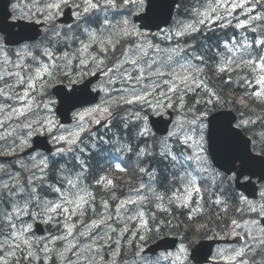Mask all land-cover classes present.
<instances>
[{
  "label": "rangeland",
  "instance_id": "rangeland-1",
  "mask_svg": "<svg viewBox=\"0 0 264 264\" xmlns=\"http://www.w3.org/2000/svg\"><path fill=\"white\" fill-rule=\"evenodd\" d=\"M41 2L44 3V5L41 4ZM51 2L52 0H22L21 2L17 3L15 6L18 9V15L21 19L26 21L32 20L37 22L46 21L47 23H49L53 21L52 20L48 21L46 19V14H47L46 5ZM116 2L118 5L116 8L101 7L86 15L91 17V18L88 17L90 21L91 19L92 20L95 19L94 17L96 15L100 17V19H98L99 20L97 24L98 26L96 27L94 25L89 27L91 30L96 31L97 33L102 32L105 27V17H107L108 21H110L112 24L122 23L123 21L127 20L128 21L127 27L129 28V30L133 31V36L130 39L125 38L124 40H122L121 43L117 45L116 52H121L123 47H124V51H128L133 47H139V44L143 43L145 40L149 41L153 45H156V40H158L163 42V45L161 46L156 45L160 49H162V47H174V48H163V50L169 51L175 49L178 55L176 53H173L174 61L179 60L180 63H187L188 61H191L190 59L189 60L183 59L181 56L182 55L181 49L176 48V47H187L185 43L189 42L190 35L192 34L191 32L198 30L202 24L209 25L216 21L226 20L230 24V26L238 33V28L243 22L242 21L243 16L250 13L248 9L246 10L248 5L247 3H252L249 0H200L197 2V6L193 9L190 19L179 20L178 24L176 25V28H173L171 30L167 28L159 33L152 34V33L140 31L137 28V26L133 24L130 18L131 11L135 10L139 13L143 10L145 0H143L142 4L139 2V0H135L134 3L128 4L130 5V8H125L124 6L125 4L122 2V0H116ZM82 3L83 0H69V3L67 5L75 6L77 4H82ZM99 3L100 5H103L104 0H99ZM233 4H239L242 5V7L233 8L232 7ZM61 9L53 10V11L60 12ZM77 9L79 10V12L82 11V9L80 8ZM200 21H203V23H200ZM189 25H191L192 27H188ZM78 31H84V29L82 28L79 29ZM75 33H71L70 35H74ZM182 38L184 39L183 41L181 40ZM71 40L72 39H67L66 41L70 42ZM221 40H222L221 46H223L224 43L226 42V38L222 39L219 37L218 41ZM123 41H127L125 42L126 44H122ZM48 43L49 42L47 40L44 47H48L50 50H52L53 54L56 55L57 57H63L65 55L71 57L70 61L67 63L66 68L62 66L60 70L57 72L60 74L61 77L72 79L75 76H81L82 72L84 73L85 71L93 69L95 67L94 65L91 64V60L89 59L88 68L82 69L79 60L76 59L77 50L82 49L84 45L89 43V38L87 34H86L85 42L83 43L81 42L78 46H76L77 48L75 50L74 47H68L70 51L63 49L61 46L65 45L66 43L65 41L61 42L60 44H56L54 48L52 47V45L51 47L47 46ZM215 45L216 44H214L213 46ZM236 46H237L236 49L242 50L244 52V48L242 49L239 44ZM91 47L92 49H90L89 52L93 53L94 54L93 56H98L99 58H103L104 55H106V53L108 52V51L106 53L100 52L99 47L95 43H93ZM189 47H196V46L191 44V46ZM256 48L257 49L261 48L260 51L264 50V46L256 47ZM202 50L203 47L200 51L202 52ZM145 51L148 53V56L145 57V59H149V60L153 57L159 58V56H162L164 54L162 52L158 55L156 52H154L152 54L153 56L151 57V54L149 53L150 50L146 48ZM116 52L113 51L110 52L113 53L114 59L117 57ZM252 53L254 55L256 53L259 54L258 50H254ZM79 55L83 57L85 55H88V52L81 51ZM107 56L109 57L110 60H113V57L109 56L108 54ZM239 56L243 57V54L240 53ZM260 56H262V54ZM46 60L51 61L48 59L47 56L40 57V62L46 63ZM37 62H39L38 59ZM22 63H24V59H20L16 63V65ZM58 63H61V65H63V61H58ZM191 63L193 62L191 61ZM212 64L213 62L211 61L210 65ZM141 65H143V61H141ZM195 65L198 64L195 62ZM199 66L201 67V64H199ZM125 67L131 70V67H129L127 64L125 65ZM15 68L20 69L16 66ZM65 71H67L68 73L67 76H65L64 74ZM34 72H35L34 70L28 71V73L31 74H34ZM0 75L4 77V79H0V81L3 82L7 80L8 84L10 83V81H12V85L16 86L15 90L17 92H20L22 94L26 89V85L17 83L16 75L9 74L4 69H0ZM21 75H24L25 79H27L26 74H21ZM202 77L203 76L199 75V79L197 82L204 81ZM107 80L108 77L105 76V82H107ZM118 82L119 81L116 82L117 84L107 83L106 89L103 92L104 96L102 101V109L108 107L109 108L108 113H101L95 116L90 115L88 113H81V115L84 116L83 121L80 120V116H81L80 115L78 117L77 123L71 129L63 128L59 132H56V130L58 129V121L54 118L52 105H51L50 113L42 112V117H35L36 111L42 110L43 105L51 101V99H49L48 97L49 84L44 93L40 95L33 93L35 100L39 101V109L33 106L32 112L28 113L27 115L29 117V123L31 125H36L35 119H39V118H44L46 123L48 120L54 121L50 130L47 128H41L38 131H34L32 129H28L27 131H24L23 129L24 127H19V128L6 127L8 126L7 120L10 117L9 114L12 112V108L19 109L21 105L18 101L12 102V100H6L2 96L3 100H1L0 106L2 105L3 108L5 109H4V113L2 114L0 113L1 115L0 157L10 158V159L12 158V159L10 161H3V162L0 161V264H3L4 261H7V264H12V262L13 264H40L41 260L46 261L43 264H79L78 262H80L81 264H90L91 257H95V264H188L187 250L185 252H181L180 249L176 253L163 254L157 258L146 257L143 256V254H141L142 250L145 248V247L141 248V246H143L144 243L147 242L149 239V238L146 239V234L148 233V231H145L144 228L141 226L143 222L147 223L148 220L146 208L149 204H152L156 208L165 209L166 200L168 198V196L163 194L164 199L158 200L156 196L157 194L158 195L160 194L156 192L153 186L148 185L149 182H152L154 184L156 177L149 178L147 182L144 183V186L140 190L130 194L125 199L116 202L114 207V213L109 203L100 202V205L106 208L103 218L95 219L93 216H91L89 220L96 221L95 224L101 223V225H103V231L99 236L96 237V239H91L92 237H94L92 233L95 234L97 227L92 226L90 228V226L86 227L85 224H80V225L78 224L77 226L79 231L78 230L76 231L77 227L74 224L75 215H84L86 217L85 209L88 207V203H90L91 200L93 199L92 192L90 191L89 188H87V184L83 178L84 174L79 173V175H76L77 178L81 177L82 182L85 184V185L82 184L81 186L77 179H75L76 182L74 181L70 173L71 169L69 167L63 169L61 175L58 176L56 174V168L60 164L59 159L51 160L49 156H45V155L42 156L41 154H38L36 156L34 155L33 157H29V158H21L17 155L19 149H21L25 145L30 144V140H31L30 136L38 132L40 135L46 134L47 132L52 136L54 135L53 140L55 139V143L58 145V147L62 146L66 142L62 140H57L56 138L59 136H64L66 139H71V137H69L70 132H79V137L76 141V143H78V146L80 145V143L83 141L84 138L100 141L102 139V136L105 135V133H107L106 132L107 129L105 130L101 129L97 131H87V130L89 129L92 130L93 125L99 122L97 120L98 118H102V120H104L109 118L110 114L113 115L112 118L114 117L115 114H119V118L125 117L128 113L127 107L132 106L133 104H138L135 108H132V110H136L137 112L140 111L137 117L135 118V122L138 124L140 131L142 133V127H144L145 124L148 127L147 125L148 116H149L148 112L150 111V107L147 106L148 104L145 103H133L129 105L123 103V101H121L119 104L114 103L113 101L120 96V92L115 93L116 91L115 86H118ZM224 82L226 84L232 83L230 81H224ZM50 84L54 86L55 80H52ZM207 85L214 87V91L216 93H219L216 90L215 86L210 81L207 82ZM252 87L253 88L256 87L255 83L253 84ZM1 88H3L8 95H12V92L9 91L6 85L2 86ZM239 91L243 92V89L240 86H239ZM125 94L127 95V93ZM181 94L184 95L183 107H181L180 104L176 102L173 103L172 107L166 109L165 108L157 109L155 105V100H156L155 94L152 97H150L151 100L153 101L152 103L153 109L157 111L154 115L158 116L166 112L174 113L175 120L172 130L170 132V138L163 139L164 142L154 139L153 146L156 145L157 147L162 148L165 154L168 151H171L172 155H175L177 158L175 161H173L170 158L169 164L167 166V170L169 171V173L173 174L174 172H177L179 175L178 182L179 184L181 183V189L180 190L178 189L177 192H175V194L176 193L177 194L169 198V201L171 200L172 202L175 203L176 206L178 205L179 207H181L182 205H188V203H192L193 197L195 196V192H194L195 190H193L194 188L188 184V180L194 178L195 185L197 186L198 177L199 176L207 177L208 176L207 174L211 172L205 155L206 153L205 131H206V117L208 116V113L216 108H222V107L225 108L234 107L238 110V112H240L242 106V104L238 100H236V102L238 103L236 102L234 103V100H232L231 97H228L227 100L226 98H224L225 101L219 98L220 103H215V104L211 103L202 106L201 103H204L206 100L199 92H197V89L189 91L186 94L183 93ZM192 98L195 103L194 105L189 103L192 100ZM201 98H203L204 101H201ZM252 100L254 101L255 97H253ZM196 101H200V103H196ZM199 113H204V114L202 115ZM92 116H94L92 118L93 125H91L90 123V118ZM33 117H35V119ZM193 117H198V119L193 121ZM18 119H20L21 121V116H18ZM245 119L248 121V125H250L251 120L248 117H245ZM78 124H83L84 127L83 131H80ZM177 125H182V128L177 127ZM116 132L112 134L114 138L116 136H117L116 138L119 137L118 136L119 133ZM108 133L110 134L111 131H109ZM172 133H175V135H172ZM22 135L26 136V139ZM187 136H191L192 139L188 140L185 143L184 141ZM53 140H49L50 143H52ZM66 144L72 145L69 143ZM184 144L187 145L186 148L189 150L184 149ZM197 144L202 145V147L197 148L196 147ZM63 150L64 151L55 152L54 157L60 158L59 157L60 153H64L66 157H68L69 150H65V149ZM146 153L147 151L145 149H142L140 155L143 156ZM195 153H199V158L203 162L204 167H206L207 169L206 171L203 170V168L199 166L195 162V160L190 159V157H192ZM78 158H80V156H78ZM188 160H190L193 163L192 169H188L185 166L187 165ZM136 161L138 162V160ZM14 164L15 166L17 165V169H21L22 171L19 170L18 172L15 173L13 167ZM32 171L35 174L31 176L30 173ZM46 171H47V176L50 177L49 180L55 181L57 185L56 186L49 185L47 189H44V191L48 194H52V193L54 194L56 189H60L59 192L56 191L60 195L55 201H52L54 196L49 197L45 194H41L39 190L41 187L47 186V184L46 185L38 184V181L42 180L40 179L42 173L45 174ZM38 172H40L39 175ZM52 175L56 176V179L53 178ZM60 177L61 178L63 177L62 179L66 180V185L58 184V179ZM181 177H184V179L182 180ZM25 181H27V183L30 186L28 187L23 186ZM32 182H34L33 185H31ZM73 184L75 185L74 188L72 187ZM4 185H8V188H4L3 187ZM190 187H192V190ZM186 188L188 189L189 192L192 193L190 197L187 195V192L185 191ZM69 190H71L72 192L71 194H74L75 197L73 195L67 196L65 194V192ZM181 190L183 192L179 193ZM83 192H86L87 194H83ZM81 196L85 198L84 202H81L80 199L77 198ZM144 197H147V199H144ZM64 198H66L68 201H74V203H67ZM110 199L112 200L113 198L111 197ZM107 201H109L108 198ZM128 201H134L135 203H128ZM148 201H151V203L146 205ZM228 203L229 201H227L225 204ZM57 204L61 205V208L57 209L56 211H52V209ZM77 205H79L78 208ZM241 205L242 206L245 205L244 202H241ZM247 207L249 209L250 215H252L253 212H256V215L258 216L261 214V210L259 209L260 208L259 204L247 203ZM253 207L255 208V211L252 210ZM64 208H68L70 209V211L64 212L63 211ZM94 212L95 211H92L91 214H94ZM139 213H143V221L139 219L138 216ZM36 222H40L45 226L50 225L51 233H49L48 235L46 234V236L44 237L37 236L34 233V224ZM259 225L260 224L257 223L256 221L255 223H253L252 220L251 223L246 224L244 228V233L248 234L249 232H251L252 235L257 236L258 238H264V234L260 233L259 231V229L261 228V226ZM105 226L107 227V229H105L106 228ZM69 229H71V234H70L71 236L69 235ZM113 229H115V231H113ZM81 233H83L84 235L82 236ZM91 234L92 236H90ZM108 236H110L111 239H108L107 238ZM140 236H144V239L140 240L139 238ZM64 237H67V239H64ZM81 237L83 239H81ZM79 238L82 244L78 242ZM25 241H27V243H25ZM17 244L20 245L19 248L15 247V245ZM73 245H75V247H73ZM8 246L10 247L12 246L13 251L8 252L7 249ZM55 246L60 247V249H58L57 253L54 256L53 253H55V249H54ZM184 246L186 245H183L182 247ZM58 247H56V249ZM89 247L91 248L90 252L87 251ZM261 247L264 246H257L256 243L254 247H252L251 244L247 242L242 246H227V247L219 248L215 255L214 258L215 262L213 264H243V262H246V264L257 263V262L264 264V252L261 251ZM138 248H141V250L136 257L130 259L121 258L120 254L124 250L126 255L129 254L131 255L133 252L132 249H138ZM187 248L188 247L186 246V249ZM241 249H243L245 255L242 257H235L234 250L239 251ZM74 251L78 253L77 255L78 262L67 263L65 260L66 254L68 258L72 259L74 257L73 254ZM12 253H14V255H12ZM29 253H31V256L29 255ZM254 254L256 256H254ZM52 258H54V262Z\"/></svg>",
  "mask_w": 264,
  "mask_h": 264
},
{
  "label": "snow or ice",
  "instance_id": "snow-or-ice-1",
  "mask_svg": "<svg viewBox=\"0 0 264 264\" xmlns=\"http://www.w3.org/2000/svg\"><path fill=\"white\" fill-rule=\"evenodd\" d=\"M122 2L124 4H132L135 2V0H122ZM139 2L142 4L143 0H139ZM68 3L69 0H52L51 3H48L46 5V19L48 21L53 20L55 16L59 14L58 11L53 10H59L63 6H66ZM117 6L118 5L116 0H104L103 5H100L99 0H83L82 4L75 5V7L82 9L81 12L77 13V19L79 20L85 17L90 12L101 7L116 8ZM232 7H242V5L233 4ZM256 19H264V17L258 16L256 17ZM89 23H91V21L85 19L84 32L89 38V43L84 45L82 49L77 50L76 59L79 60L82 69L88 68L89 59L91 60V64L95 66L94 69H90L87 73L82 72V74L96 75L97 72H102L105 76L108 77V84H115L117 81H119L122 85H124V87L118 89V91L120 92V96L113 101L114 103L119 104L121 101L126 104L145 103L151 107L152 104L149 98L155 94V105L157 109H166L172 107L173 103L176 102H178L180 106L183 107L184 95H182L181 93L186 94L189 91L199 88H203L205 93L209 96V99L205 101L206 104L213 103L211 97H216L215 102L220 103L219 96L215 91L209 92L207 90V87L203 85V81L197 82L199 79V75L203 74L204 69L199 65L191 63V61H188L187 63H180L179 60L174 61L173 53H176L178 55L175 49L165 51L145 40L143 43L139 44V47H133L128 51H121L120 56L113 59L110 65L106 63V61L109 59L107 55H105L103 58H99L98 56H92L91 53H88V55L81 57L79 53L81 51L88 52V48L91 47L93 43L97 44L100 52L106 53L109 49L115 52L117 45H119L122 40H124L125 38L130 39L133 36V31L129 30V28L127 27V20L123 21L122 23L112 24L110 21H108L107 17H105V27L104 30L100 33H97L96 31H93L89 27H87ZM200 23H203V21H200ZM188 27L192 26L189 25ZM67 39H69V37L61 36L59 31L53 30V35L49 38V43L54 48L56 44H60ZM260 46H264V40H261L258 43L257 47ZM146 48L155 49V52L158 55L162 52L164 54L162 56H159V58L153 57L150 60L145 59V57L148 56V53L145 51ZM17 55L19 56L21 55V53H18ZM22 55L26 59L30 58L32 64L35 66L34 74L26 73L27 79H25V76L21 75V73L19 72L15 74L17 83L26 85V89L21 94L20 92H17L15 90V85L6 84V87L10 92H12V95H8L3 88H0V96H3L6 100L18 101L20 103L21 107L19 109L12 108V112L19 116H24L32 112L34 104L39 109V103L35 100L33 93H36L37 95L44 93L48 84L55 79V73L58 72L62 66L66 68L67 63L71 59V57L67 55L63 57H56L53 54V51L48 47H45L40 55L47 56L48 59L52 61L51 64L43 62L37 64V56L32 54L30 48L22 50ZM196 59L203 60V58L199 56L196 57ZM58 61H63V65H61V63H58ZM141 61H143V65H141ZM245 63L252 65V71L259 73V75L255 79L256 87L254 88L252 95L261 103H264V55L258 56L256 60L249 59ZM126 64L131 66V70L125 67ZM15 66L20 68L22 71L26 68V65L23 64H17ZM219 71L225 72L227 71V69L221 67ZM64 74L65 76H67V71H65ZM0 79H4V77L0 75ZM70 83L74 84L75 81L70 80ZM125 93H127V95ZM76 94L77 90L73 88L71 94L65 93V97L71 103ZM53 103V101L45 103L42 110L36 111L35 117H42V112L50 113L51 105ZM196 103H200V101H196ZM241 103H243V100H241ZM91 111H102L104 113H108L109 108L105 107L103 109H92ZM35 117L33 118L35 119ZM83 119L84 116L81 115L80 120L83 121ZM196 119H198V117H193V121H195ZM53 123L54 121L51 120H48L46 123L44 118L35 119L36 128H34L33 130L38 131L41 128H47L50 130ZM28 127H32V125L29 124ZM78 127L80 131L84 130L83 124H78ZM177 127L182 128V125H177ZM172 135H175V133H172ZM69 137H71V139H66L64 136H59L56 139L65 141L69 144H73L76 143L79 137V132H70ZM191 139V136H187L184 142L186 143ZM196 147L201 148L202 145L197 144ZM58 151L64 150L58 149ZM166 154L170 156L173 161L177 159L175 155H172L171 151H168ZM190 159L195 160V162L199 166H201L203 170H207L206 167H204L203 162L199 158V153H195L192 157H190ZM116 167L121 172L125 171V169L119 164L116 165ZM181 179L183 180L184 177H181ZM108 183L110 184L111 181H109ZM188 184L191 185L197 193L200 192V188L195 185L194 178L189 179ZM3 187L8 188V185H4ZM72 187H75V185L73 184ZM56 191L59 192L60 189H56ZM185 191L187 192V195L189 197L192 195V193L189 192L187 188L185 189ZM261 196H264V191L261 192ZM156 198L158 200L164 199L163 196H160L158 194ZM64 199L67 203H74V201H68L66 198ZM79 199L81 202H84L85 198L81 196L79 197ZM144 199H147V197H144ZM171 202L172 201L170 200V203ZM128 203L135 202L128 201ZM216 203L220 204L222 203V201L217 200ZM78 207L79 205H77V208ZM60 208L61 205L57 204L52 209V211H56ZM261 208L262 210H264V205H262ZM164 210L167 211V209ZM252 210L255 211V208L253 207ZM63 211L69 212L70 209L64 208ZM138 216L139 219L143 221V213H139ZM253 223H255V221H253ZM232 224L235 227H239L235 220L232 221ZM141 226L145 231H148V225L146 222H143ZM93 227L98 228L100 227V225L95 224L93 225ZM200 227L204 228L206 227V225H200ZM113 231H115V229H113ZM259 231L260 233L264 234V227H261ZM70 234L71 229H69V235ZM81 235L83 236L84 234L81 233ZM247 235L250 239L257 241V246H264V238H258L257 236L252 235L251 232H249ZM107 238L111 239L110 236H108ZM139 238L143 240L144 236H140ZM64 239H67V237H64ZM25 243H27V241H25ZM15 247L19 248L20 245L17 244L15 245ZM73 247H75V245H73ZM87 251L90 252L91 248L89 247ZM185 251L186 249L182 247L181 252ZM261 251L264 252V247H261ZM12 255H14V253H12ZM29 255L31 256V253H29ZM234 255L235 257H242L245 255V252L243 251V249L239 251L234 250ZM3 264H7V261H4ZM90 264H95V257L90 258ZM243 264H246V262H243Z\"/></svg>",
  "mask_w": 264,
  "mask_h": 264
},
{
  "label": "bare ground",
  "instance_id": "bare-ground-1",
  "mask_svg": "<svg viewBox=\"0 0 264 264\" xmlns=\"http://www.w3.org/2000/svg\"><path fill=\"white\" fill-rule=\"evenodd\" d=\"M200 1V0H194L193 3H192V7L191 9H189V11L187 10V12H184L183 11V14L180 16L179 20H187V19H190L191 18V14L193 12V9L197 6V2ZM250 2H253L254 3V7L256 9H259V6L256 4V2L254 0H249ZM261 16V15H259ZM262 17V16H261ZM98 19V18H97ZM261 22L258 26V29L257 31L256 30H252L250 29L248 32H247V35L250 36V34H256L257 37H258V41L257 43H259L261 40H264V19H259ZM26 21V20H25ZM46 22V21H45ZM47 23V22H46ZM53 22H49L47 23L49 25V27L52 25ZM88 27V26H87ZM225 28V27H229V35H230V38L229 39H226V42L224 43L223 46H221L222 44V40L218 42L219 46L218 47H231L233 46L232 44V38H235L236 37V33L237 31L234 30L230 24L226 21V20H222V21H216L212 24H202L200 26V28L198 30H195L193 32H191L192 34L190 35V37L194 34H198V33H201V32H208V31H212L216 28ZM85 28V27H84ZM83 28V29H84ZM52 29V30H50ZM49 31L47 32L48 34V42H49V38L53 35V30H56V31H59L58 29H56L55 27H52L50 28ZM72 31V30H70ZM60 32V31H59ZM184 36V35H183ZM69 39H72L70 42L69 41H65V45L61 46L63 49H66L67 51H70V49L68 47H74V50L77 48L76 46H78L81 42H85V39H86V33L84 31H78L76 32L74 35H69L68 36ZM222 39H225V38H222ZM250 39V38H249ZM182 41L184 40L183 38L181 39ZM125 42L127 41H123L122 44H126ZM249 42V41H248ZM129 45V44H127ZM185 45L187 47L191 46V43L189 42H186ZM49 47H51V44L48 43ZM53 47V46H52ZM212 47H217V44L215 46H212ZM237 47V46H235ZM96 48V47H95ZM94 48V49H95ZM112 50L109 49L108 52L106 53V55L108 54L109 56L113 57L114 59V55L113 53H110ZM121 51H124V47ZM206 51H207V47H203V50H202V58L203 60L205 59L204 57H206V59L208 60V62L210 63L212 61L211 58H209L208 55H206ZM116 52V51H115ZM120 53L121 52H116V55L117 57L120 56ZM256 55V56H255ZM253 54L251 56H246V57H243L241 58L242 59V63H244V74H250L251 73V65L249 64H246L245 62L249 59H254V56H255V60L257 59V57L259 56V54ZM105 56V55H104ZM204 56V57H203ZM240 59V60H241ZM239 60V61H240ZM107 64H111L112 63V60L108 59L107 61ZM201 64V67L204 69L203 71V74H201L200 76H203L202 79H204V83L203 85L207 87V90L209 92L211 91H214V87L212 86H209L207 85V82H208V74H206V68L204 66L203 63H200ZM211 67H213V69L215 70V72H217L218 74L220 73L221 74V71H219V69L221 67L227 69L228 72H232V65L227 63V62H217V63H214L212 65H210ZM225 71V72H227ZM223 81H230L232 82V79H231V76H227L225 77V79ZM117 84V83H116ZM239 84V83H238ZM254 84V80H251V77H246L244 79V83H243V88H244V92L247 93V91H254V88L252 87ZM240 87H242L241 83L239 85ZM121 87H124V85H122L120 82H118V86H115V93H119L118 89H120ZM197 92H199L204 98L205 100L207 101L209 99V96L205 93L204 89H197ZM219 98L220 99H224V97H222V95L220 93H217ZM253 96V95H252ZM254 97V96H253ZM211 99L213 100V104H215L216 102V97H211ZM2 99V96H0V102H1ZM151 100V98H150ZM13 102V101H12ZM256 103H261L260 101H255ZM153 103V101L151 100V104ZM264 104V103H262ZM129 105V104H128ZM138 104H133L132 106H128L127 107V110H128V113L125 117L123 118H119V114H115L114 117H113V123H114V126H111L110 127V130H106L107 133H105V135L102 136V139L100 140L101 142H103V144H105V146L107 145V140H114V139H117L116 137L114 138L113 137V133H115L116 131L119 133L116 134L118 135L119 139H123L125 141V143L137 150L139 148H147V155H149V149H152V148H155L153 146V143H154V139L156 140H160L161 142H164L163 139H165V137H162L160 136L159 133H157L152 127H151V124L156 121L157 117L159 116H156L154 115L157 111H155L153 109V106H149L150 107V111L148 112V127L146 126V124L144 125V127H142V134L143 136L147 137V138H142L140 137V128L138 126V124L135 122V118L137 117L138 113L140 112H137L136 110H132V108H135ZM202 106L206 105V103H201ZM14 107V106H13ZM19 107V106H18ZM212 107V106H211ZM224 109H229L231 112L235 113V114H238L241 118H245L247 117L246 114L242 113H237L238 110L234 107H228V108H225V107H222V108H216L214 110H212L211 112L208 113V116H210L211 114H216V113H220L221 111H223ZM199 114H204V113H199ZM242 114V115H241ZM244 114V115H243ZM143 115H146V114H143ZM1 116V115H0ZM207 116V117H208ZM168 117V118H167ZM167 118L169 120V124H170V132L172 130V127L174 125V113L172 112H168L167 113ZM6 125V124H4ZM251 123L249 125V130L251 128ZM118 127V129H117ZM97 131V130H96ZM111 131V133L109 134L108 132ZM116 132V133H117ZM134 132H135V140L134 141H130L128 140V136H133L134 135ZM101 133V132H100ZM254 137V136H253ZM131 138V137H130ZM255 138V137H254ZM93 139H89V138H84L83 141L80 143V145L78 146L79 148V151L80 153H84L86 149V145L91 142ZM255 140L257 141V139L255 138ZM1 142V141H0ZM45 143V145L47 147H49L51 145L50 141L49 140H45L43 141ZM110 142V141H109ZM112 145L116 146V147H119L121 145L120 142L114 140L112 142H110ZM186 144H184V149L186 150H189L186 148ZM84 150V151H83ZM152 152V151H151ZM150 152V153H151ZM152 155V154H151ZM160 156L162 158V156L165 157L167 164H165L166 168L168 166V163H169V160H170V156L166 155L165 152L162 150V148H160ZM60 157V156H59ZM102 157H104V160L107 164H110V163H113V164H116V165H122L123 162H126V161H129V164L131 165V167L133 168V170L130 172V173H126V177H121V178H114V179H109V181H111V183H107L104 182L102 185L103 186H106L107 187V191H108V194L105 195V196H101V195H94L93 196V199L91 200L90 203H88V207L85 209V213H86V219L89 220L91 218V216H93L95 219L99 218V219H102L104 214H105V210L106 208L105 207H102L100 205V202H104V203H109L112 210H113V213H114V207H115V204L116 202L118 201H121L123 199H125L126 197H128L130 194L132 193H135L137 192L138 190H140L143 186H144V183L147 182V180L151 177L155 178L154 177V171L152 170L151 174H149V171L148 170H151L149 169L148 167L146 166H143L141 165L139 162H137L136 160L134 159H129L127 158L126 156H123V155H119L117 153L115 154H108L107 152L103 151L102 153ZM91 158V163H92V166L95 167L97 166L98 164V158H93V157H90ZM4 161H10L11 159L10 158H3ZM103 160V161H104ZM102 161V162H103ZM59 162L60 164L57 166L56 168V174L59 176L62 174V171L63 169L69 167L71 169V175L74 179V181L76 182L75 179L78 180L79 184L82 186L85 185L82 180H81V177L77 178L76 175H79V173H83V169L78 166L73 160H71V158H63V159H59ZM68 162H69V166L68 165ZM101 162V164H102ZM14 167V172H18L19 170L21 169H17V165L15 166V164L13 165ZM101 167V165H100ZM100 167L98 169V171H100ZM122 167V166H121ZM10 168V167H9ZM143 169V171H142ZM163 170V169H162ZM22 171V170H21ZM40 171V170H39ZM113 171V170H111ZM41 172V171H40ZM38 172V175L39 173ZM64 173V172H63ZM33 174H35L33 171L30 173V175L32 176ZM170 174V173H169ZM67 175V174H66ZM138 178L137 182H135L134 186L131 187L130 184H132L131 182V176H133ZM168 175V174H167ZM30 176V177H31ZM171 177L175 178L177 177L176 180L173 181V184L172 186H170V183H169V180L165 183V185H168V187H165L164 189L162 188H159V180L157 182V180H155V183L153 184L152 182H149L148 185H151L153 186V188H155L156 192L159 193L160 195L163 196V194H165L166 196H168L167 200H166V208L167 211H165L164 209H159V208H156L154 207L152 204H149L151 203V201H148V203L146 205L147 206V210H146V213H147V217H148V220H147V225H148V233L146 234V239H148L147 242L144 243L142 247H145L142 252H144L146 249H147V246L154 240L156 239L157 237L159 236H174L177 238L178 242H179V245L182 247L183 245H186L188 248L189 246L191 245V243L195 242L197 239H198V236H196L195 234H190L189 237H186V235L181 231L179 230L178 227H173L171 225V222H173L174 220L175 221H179V222H188L190 223L191 221L195 220L196 218H199L203 215H205L206 213V210H207V204L211 203V200L212 199H206V200H201V199H198L197 198V194L195 193V196L193 197V201L192 203H188V205H182L181 207H179L178 205L176 206L174 202H171L169 201V198L176 195L175 192H177V190L181 189V183L179 184L178 180H179V175L177 172H174L173 174L171 173L170 175ZM53 178L56 179V176H53ZM167 177V176H166ZM63 178V177H62ZM61 177L58 179V184L60 185H63L65 184L66 185V180L62 179ZM86 184H87V188H89L90 190H93L95 187L93 186V184L95 183H99V181H97V178L93 176V174L91 175H88L86 177H83ZM207 177H204V176H199L198 177V184L199 186L201 185V183H204V180L206 179ZM37 180V179H36ZM34 182L31 183V185H33ZM38 184L40 185H46V187H41L39 190H40V193L41 194H45L49 197H53L54 194H48L44 191V189H47L49 185H52V186H56V182L55 181H52V180H49L48 183H45L44 181L42 180H39L38 181ZM25 187H28L30 186L27 181L24 182V185ZM122 187V188H119ZM175 186V187H174ZM177 186V187H176ZM202 187V186H201ZM74 188V187H73ZM160 189V190H159ZM183 191L181 190L179 193H182ZM6 195V194H5ZM113 198L112 200L110 198ZM164 197V196H163ZM107 198L109 201H107ZM234 198H235V201H236V204L238 206V209H237V214L239 216H244L246 215L247 217H250L252 220H253V217H255L256 219L259 218L260 216H262V213L258 216L256 215V212H253L252 215H250L249 213V209L247 207V205H241V197L238 196V195H235L234 194ZM228 201V199H224V202L226 203ZM145 205V206H146ZM173 210H179L180 211V216L178 217H175L174 214L172 213H169L172 212ZM92 211H95L94 214H91ZM154 211H161V213L164 214V217H163V222H161V227L163 228V230L161 231L159 228H158V219L155 217V215L153 214ZM250 215V216H249ZM251 220V221H252ZM153 221H156V223H152ZM114 222V221H113ZM42 223L40 222H36L34 224V233L39 236V237H44L46 236V234L48 235L49 233H51V226L50 225H43L45 227V230L42 229ZM110 226V225H109ZM106 227V226H105ZM114 227V226H113ZM153 227V228H152ZM109 228H112V227H109ZM184 229L185 231L189 232L188 228L186 229V226H184ZM227 228L226 229H223L221 232H218L219 234H225L227 233ZM213 234L212 232H209V231H204L203 234ZM53 234V233H52ZM63 234V232H62ZM94 234V233H93ZM60 236V235H59ZM71 236V235H70ZM228 235L225 234V237H227ZM57 237V236H56ZM81 239H83L81 237ZM71 240V239H70ZM141 240V239H140ZM56 247L58 246H55V253H53V255L55 256V254L57 253L58 249H60V247H58L56 249ZM141 248H138V249H132L133 252L132 254L130 255H126L125 254V250L120 254L121 258H126V259H130V258H134L137 256V254H139ZM141 252V254H142ZM164 253H161V252H158L157 255L155 256V258L163 255ZM72 257V255H71ZM53 262H54V258H52ZM46 261L44 260H41L40 261V264H43L45 263ZM188 264H191L188 262Z\"/></svg>",
  "mask_w": 264,
  "mask_h": 264
},
{
  "label": "water",
  "instance_id": "water-1",
  "mask_svg": "<svg viewBox=\"0 0 264 264\" xmlns=\"http://www.w3.org/2000/svg\"><path fill=\"white\" fill-rule=\"evenodd\" d=\"M178 2L179 0H147L148 5L146 13L135 17V21L140 22V27L143 29H160L169 24ZM8 6V0H0V32L8 35V43L14 44L24 40L36 39L39 32L36 30V34V31L31 28V26H34L37 29L36 25L31 24V26H26L25 24L20 23L15 25L19 27V30L14 31V26L7 23L10 16ZM62 21L69 22L70 20L66 15ZM58 96L61 100V107L58 113L63 117L67 116L69 114V101L66 99L63 90L61 93H58ZM78 99L79 96L76 95L73 100ZM209 121V150L216 166L222 167L230 173L235 170L236 162L241 161L242 166L240 176L249 174L255 177L264 172V159L253 158L249 151V141L246 142L241 137V134L233 128L236 117L232 112L217 113L213 115ZM153 123L155 128L159 129L161 133L166 132V126L158 127L156 121ZM43 141H45V139H36L35 147H43L50 151ZM240 188L249 196H255L253 191L246 188V186H240ZM215 243H219V241L200 243L192 252V258H194V261L197 263L207 262ZM167 246H170L167 245V241H159L156 245L150 247L148 252L156 253L159 249H164Z\"/></svg>",
  "mask_w": 264,
  "mask_h": 264
},
{
  "label": "trees",
  "instance_id": "trees-1",
  "mask_svg": "<svg viewBox=\"0 0 264 264\" xmlns=\"http://www.w3.org/2000/svg\"><path fill=\"white\" fill-rule=\"evenodd\" d=\"M194 0H183V5L179 10V18L180 16L183 14L184 12H187V10L189 11V9H191L192 7V3ZM256 2V4L259 6V9L261 11V15L262 17H264V0H254ZM229 27H225V28H216L208 33H198V34H194L190 37L189 43L195 45L196 47L199 48V50L202 49V47H209V46H213L214 44H217V47L219 46L218 44V39L220 38H226L229 39L230 35H229ZM258 29V28H257ZM257 41H258V37L256 34H250V39H249V43L252 44V46L249 47H257ZM207 45V46H206ZM202 46V47H200ZM244 46V45H242ZM263 47V46H260ZM254 50H257L254 48ZM260 50H258V53L260 54ZM253 55L250 54L248 56ZM204 57V56H203ZM205 59L203 60V64L206 68V74H208L209 77L208 81H210L216 88V90L222 95V97L226 98V100L228 99V97H231L232 100H234V103L236 102V100H238L241 103V100H243L242 106L240 111L244 114L247 115V117L251 120V128L250 131L252 133V135L257 139V142L260 146V148L264 151V104L262 103H253L254 101L252 100L253 96H252V91H247V93L244 92V88H243V83H244V75H242L241 73L244 74V63H242V59L240 61H238L237 64V68L236 71L234 72V70H232V72H221V74L219 73H215V70L213 69V67L210 66V63L208 62V60L206 59V57H204ZM227 76H231L232 79V83H225L223 80L225 79V77ZM239 83V84H238ZM242 85V89L243 92L239 91V85ZM201 101H204L203 98H201ZM223 101H225V99H223ZM190 104L194 105V100L192 98V100L189 102ZM238 103V102H236ZM249 110V112H248ZM239 112V113H241ZM243 114V115H244ZM252 114V115H251ZM242 115V114H241ZM135 132L133 136H128V140L130 141H134L135 140ZM155 148L149 149L148 153L149 155H147V159L149 162H152L153 164V168H154V177L156 176V180L159 184V188L164 189L165 187H168V185H165V183L169 180L170 186H172L173 181L177 179V177L173 178L171 177V173L169 174V171L167 170L165 164H167L166 159L164 156H160V148H156L157 146H154ZM152 151V152H151ZM151 152V153H150ZM152 154V155H151ZM169 164V163H168ZM163 169V170H162ZM168 174V175H167ZM167 176V177H166ZM138 178L131 176V182L132 186H134L135 182H137ZM119 188H122L119 186ZM160 190V189H159ZM223 199H228L229 203L227 205H231L233 207L232 211L230 214H237V209L238 206L236 204L235 198H234V194H227ZM154 215H158L155 216L158 219V228L162 231L163 228L161 227V222H163V217L164 214L161 213V211H154L153 212ZM204 216V215H203ZM203 216H201L200 218H202ZM233 218V216H231V219ZM216 221L213 222H208L207 226L205 228L204 231H209L212 233H218L221 232L223 229H226V217L224 220H221V217H217ZM199 218H196L195 220L191 221L190 223L186 224V229L188 228V230L190 231L189 234H194L191 229L190 226H193L195 224H197ZM152 223H156V221H153ZM173 223V222H171ZM175 227V226H173ZM153 228V227H152ZM202 231V232H204ZM184 233H186V231H184Z\"/></svg>",
  "mask_w": 264,
  "mask_h": 264
},
{
  "label": "flooded vegetation",
  "instance_id": "flooded-vegetation-1",
  "mask_svg": "<svg viewBox=\"0 0 264 264\" xmlns=\"http://www.w3.org/2000/svg\"><path fill=\"white\" fill-rule=\"evenodd\" d=\"M6 84H8L7 80L6 81H3V82L0 81V88L2 86L6 85ZM9 84H12V81H10ZM237 113H239V112H237ZM0 119H1V116H0ZM117 129H118V127H117ZM140 137L147 138V137L143 136V134L141 133V131H140ZM114 140H109V141L112 142ZM109 141L107 140V145H106L107 148H104L103 151L107 152L108 154H115V153H117L119 155L126 156L129 159L138 160V162L141 165L146 166L149 169H151V170H148L149 171V174H151V172L153 170V164H152V162H149L148 161V159H147V153L145 155H143V156L140 155L142 149H145L147 151V148H139V149L135 150V149L129 147L125 143V141L123 139H119V138H117V140H116V141H118V142L121 143V145L119 147H116V146L112 145ZM156 148H159V147H156ZM68 166H69V162H68ZM121 166L125 169V173H130L133 170V168L129 164V161L123 162ZM178 228H179V230H181L184 233V231H185L184 227H178ZM189 233H190V231L189 232L186 231V233H184V234L186 235V237H189V235H190Z\"/></svg>",
  "mask_w": 264,
  "mask_h": 264
}]
</instances>
